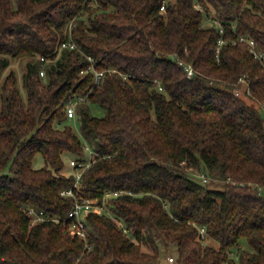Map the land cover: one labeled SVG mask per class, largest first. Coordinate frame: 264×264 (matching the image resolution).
Here are the masks:
<instances>
[{"label": "trees", "instance_id": "obj_1", "mask_svg": "<svg viewBox=\"0 0 264 264\" xmlns=\"http://www.w3.org/2000/svg\"><path fill=\"white\" fill-rule=\"evenodd\" d=\"M24 57L25 98L12 70L0 85V264H157L172 247L174 264H264V0H0V74ZM85 145L77 197L123 191L87 214L86 242L61 194Z\"/></svg>", "mask_w": 264, "mask_h": 264}, {"label": "built area", "instance_id": "obj_2", "mask_svg": "<svg viewBox=\"0 0 264 264\" xmlns=\"http://www.w3.org/2000/svg\"><path fill=\"white\" fill-rule=\"evenodd\" d=\"M198 7L200 8V5H198ZM160 9L164 10V6L162 5ZM240 40L247 41L249 45V50L254 55V57L260 58L262 56L261 53L256 49V46L253 40H247L245 38H240ZM222 42L223 40L220 39L218 41V45L220 46ZM65 47L74 48L75 44L73 41L68 40V41L62 42L59 46L60 49L65 48ZM38 58L41 63L45 61L44 57L42 56ZM89 59L92 60L90 57ZM180 63L182 64L183 62H180ZM183 66L186 70L188 77L194 74V69L191 64L183 63ZM90 69L94 72L95 80L96 81L99 80L103 72L94 69L92 66L90 67ZM44 72H45L44 68H41L39 70V74L41 76L44 75ZM237 93H240V90H237ZM82 101H86L85 96H76L67 102L66 113H67L68 118L75 117L76 105ZM85 149L87 151V154L83 160L76 159V158L69 159V165L72 167V172L75 175V182L73 184V187L61 190V194L64 196L74 197V204L68 213L69 217L72 218L69 228L72 231V233L76 234L78 237L82 238L86 242L87 234H88L87 225H86L87 214L94 210H97V211L107 210L108 208L107 199L112 196H116L120 193H123V191L117 190V191L106 193L101 204H98V201L96 198H82V197L78 198L77 197L76 190L79 189L81 175L85 170H87L90 167L92 162L95 160L94 151L88 145H85ZM207 181H208L207 178L204 175H202V182L206 183ZM30 212L33 214L32 222L44 219V216L42 214H37L32 209H30ZM124 231H126V228H124ZM199 231H200V236L203 238L205 235L204 228L201 227ZM85 248L89 249L90 245L86 243ZM174 262H175V257L173 255H168L165 257L164 261L161 264H174ZM72 264H77V261L73 262Z\"/></svg>", "mask_w": 264, "mask_h": 264}, {"label": "rangeland", "instance_id": "obj_3", "mask_svg": "<svg viewBox=\"0 0 264 264\" xmlns=\"http://www.w3.org/2000/svg\"><path fill=\"white\" fill-rule=\"evenodd\" d=\"M214 14H215V12L211 8L209 15H208V18L209 19L213 18ZM29 59L30 58H28V57L10 58L9 65L0 74V85H1L4 78L9 73V71L12 70L14 72V74L16 75V78H17V86L20 89V92H21V95L23 98H25V96H26L25 88L23 86V74L25 72V64ZM240 93H242V89H240ZM89 110H90L91 114H94L97 116H101V115L105 114L104 109L98 105L89 104ZM261 113L264 116V108L261 110ZM67 122L72 125L73 130L76 133L80 134L79 119L77 117L69 118ZM70 158H71V155H69V154L63 155L64 166L61 169V172L68 174L72 171V167L69 165V159ZM44 164H45V159H44L43 155L40 153L35 154V156L32 159V166L34 168H39V167H42ZM193 172H194L195 178L200 180L201 182H202V175H204L207 178L208 181L206 183H208L210 181V177L206 173L201 172V171H197V170H193ZM240 244L243 248L249 247L244 238L241 239ZM174 252H175L174 247L169 248V249H165V251L161 254L160 259L157 262V264H161L164 261L165 257L168 255L174 256ZM230 255L235 257V255H236L235 251H232L230 253Z\"/></svg>", "mask_w": 264, "mask_h": 264}]
</instances>
